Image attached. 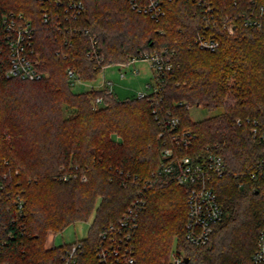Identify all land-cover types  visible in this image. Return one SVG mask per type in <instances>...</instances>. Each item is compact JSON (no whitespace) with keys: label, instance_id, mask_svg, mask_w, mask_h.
Returning <instances> with one entry per match:
<instances>
[{"label":"trees","instance_id":"trees-1","mask_svg":"<svg viewBox=\"0 0 264 264\" xmlns=\"http://www.w3.org/2000/svg\"><path fill=\"white\" fill-rule=\"evenodd\" d=\"M82 1L78 18L67 19L65 2L0 0V264H60L72 243L47 246L48 236L92 215L88 235L76 241L78 264H101L100 231L137 198L146 204L133 264H172L174 249L182 264H256L264 142L252 127L264 134V23L247 26L242 14L264 0H209L213 13L199 0L166 1L158 20L129 0ZM45 10L52 11L50 23ZM11 11L35 26L29 56L46 77L7 75L11 50L2 22ZM227 15L234 34L222 26ZM198 32L215 35L219 46L201 48ZM91 35L100 61L88 55ZM146 51L173 63L164 77H154L161 86L156 94L120 99L106 88L73 89L69 68L93 81L109 64L129 63ZM201 105L222 110L193 120L190 108ZM157 114L179 118L173 132L196 135L187 154L214 152L225 160V173L210 185L226 214L205 245L185 238L189 187L160 172L162 150L171 143L160 136L170 126Z\"/></svg>","mask_w":264,"mask_h":264},{"label":"built area","instance_id":"built-area-1","mask_svg":"<svg viewBox=\"0 0 264 264\" xmlns=\"http://www.w3.org/2000/svg\"><path fill=\"white\" fill-rule=\"evenodd\" d=\"M51 3L62 4L65 2V13L67 19H77L85 9L82 0H42ZM133 8L138 11L149 14L154 19H159L165 14L164 3L173 0H129ZM205 12L213 13L214 6L209 0H199ZM55 22L59 13L54 12ZM244 23L247 26L261 27L264 23V4L259 6H251L243 11ZM53 18L52 11H44V22L50 23ZM3 27L7 33V39L11 50V65L7 75L9 77H20L23 79H41L47 76V73L37 68L36 63L29 55L33 54V49L29 50L33 32L36 30L32 21L23 13L11 11L3 18ZM223 28L230 34H234L236 30L235 23L226 16ZM207 28L209 26L207 25ZM81 30H79L80 32ZM87 32V31H85ZM91 47L88 55L93 59L100 61L103 58L99 54L98 39L95 35L90 36ZM196 43L203 49L215 50L219 46V40L215 35L207 36L205 32H198L196 35ZM138 59L149 61L154 69L155 76L164 77L173 68L170 58L164 54L143 52L139 56H134L129 63H135ZM121 64V65H126ZM105 68V67H104ZM135 69V72H138ZM67 74L72 78V87L78 81H82L80 74L69 68ZM113 82L106 80L104 88L112 92ZM153 90L150 93H140L139 96H149L156 94L161 86L156 85L155 81L150 84ZM98 103H102V98H97ZM157 113V109L153 110ZM159 118V115H156ZM163 122L164 127L170 126V130L162 129L161 137H165L170 146L162 150V161L160 172L174 173L179 184L189 187L188 195V213L185 222V238L194 245H205L212 237L214 225L220 222L225 216V210L221 205L217 193L210 185V181L214 175L223 176L226 170V163L223 156L209 152L206 154H187L186 152L192 147L195 134L191 131L173 132L179 124V118L170 119L159 118ZM238 122L241 123L240 119ZM255 124L252 132L255 137L264 142V134L260 133ZM183 153V154H182ZM264 178V159L259 163L257 172ZM256 173L253 174L255 176ZM264 187V186H263ZM146 204L143 198H137L124 212L122 217L116 221L108 223L99 233V240L95 250L98 260L101 264H133L136 261V233L139 226V215ZM81 243L73 242L67 248L60 264H78V254L81 251ZM256 264H264V221L256 242V250L252 256ZM172 264H182L183 257L176 251L171 254Z\"/></svg>","mask_w":264,"mask_h":264},{"label":"rangeland","instance_id":"rangeland-1","mask_svg":"<svg viewBox=\"0 0 264 264\" xmlns=\"http://www.w3.org/2000/svg\"><path fill=\"white\" fill-rule=\"evenodd\" d=\"M135 69L139 71L135 72ZM154 77L155 72L149 61L138 59L135 63H128L126 65L117 63L109 64L97 75L95 80L78 81L73 89L75 91H86L92 87L95 89H103L105 81L111 80L113 82L112 91L115 96L120 99H126L139 96L140 93L152 92L153 88L149 87V85L154 83ZM221 110L213 111L201 105L191 107L190 113L193 120H200L212 116ZM86 179V177L82 178V180ZM93 218L94 215L87 221H78L68 225L61 232L51 233L48 236L47 246L73 243L78 239L86 237Z\"/></svg>","mask_w":264,"mask_h":264}]
</instances>
